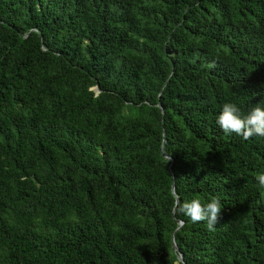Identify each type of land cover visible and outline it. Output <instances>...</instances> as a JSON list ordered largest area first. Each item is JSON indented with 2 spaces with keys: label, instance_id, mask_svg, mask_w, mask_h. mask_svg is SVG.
<instances>
[{
  "label": "trees",
  "instance_id": "16d2710c",
  "mask_svg": "<svg viewBox=\"0 0 264 264\" xmlns=\"http://www.w3.org/2000/svg\"><path fill=\"white\" fill-rule=\"evenodd\" d=\"M261 101L264 0H0V264H264Z\"/></svg>",
  "mask_w": 264,
  "mask_h": 264
},
{
  "label": "clouds",
  "instance_id": "9594fccd",
  "mask_svg": "<svg viewBox=\"0 0 264 264\" xmlns=\"http://www.w3.org/2000/svg\"><path fill=\"white\" fill-rule=\"evenodd\" d=\"M264 101L251 107L250 111L243 115L241 109L234 103H224L220 114L216 118V124L225 134H236L247 141L253 137H264ZM163 145L161 148L163 150ZM168 162L171 155L164 157ZM255 179L259 187L264 188V173H257ZM174 211L190 218L193 223L206 221V227L209 231H215V225L218 222L222 211L221 201L217 197H212L210 202L202 204L199 199L184 201L181 203L175 198Z\"/></svg>",
  "mask_w": 264,
  "mask_h": 264
},
{
  "label": "water",
  "instance_id": "95a60500",
  "mask_svg": "<svg viewBox=\"0 0 264 264\" xmlns=\"http://www.w3.org/2000/svg\"><path fill=\"white\" fill-rule=\"evenodd\" d=\"M170 169H171V168H170ZM181 224H182V223H179V225H181ZM172 247H173V251H174L175 253H179V250H178V248H177L175 242L172 243ZM178 260L184 264L183 256H182L180 253L178 254Z\"/></svg>",
  "mask_w": 264,
  "mask_h": 264
}]
</instances>
